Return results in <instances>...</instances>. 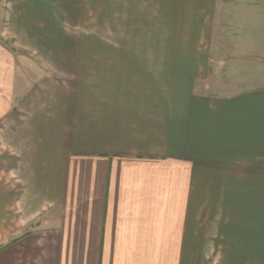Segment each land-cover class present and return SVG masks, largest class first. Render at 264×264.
I'll use <instances>...</instances> for the list:
<instances>
[{
	"label": "crops",
	"instance_id": "0c3cea01",
	"mask_svg": "<svg viewBox=\"0 0 264 264\" xmlns=\"http://www.w3.org/2000/svg\"><path fill=\"white\" fill-rule=\"evenodd\" d=\"M183 11L176 44L2 74L0 112L30 119L7 162L22 188L0 194V264H200L201 182L264 179V0ZM211 45L248 58L204 62ZM247 213L259 228L264 206ZM249 246L264 260V239Z\"/></svg>",
	"mask_w": 264,
	"mask_h": 264
},
{
	"label": "rangeland",
	"instance_id": "374dc122",
	"mask_svg": "<svg viewBox=\"0 0 264 264\" xmlns=\"http://www.w3.org/2000/svg\"><path fill=\"white\" fill-rule=\"evenodd\" d=\"M193 1L0 0V83L2 74L12 77L14 71L34 78L43 75L39 72H45L43 67L49 66V61L67 56L65 50L75 51L69 53L73 56L71 60L96 57L105 60L113 53L103 46L176 44L175 16L179 14L182 22L185 6ZM65 46L76 48L62 49L61 53L53 51ZM87 50L94 52L87 54ZM209 52L208 61L204 62L224 56L231 60L248 58L241 54H223L214 45ZM262 53L264 64V43ZM188 55L184 52V57ZM191 61L201 59L193 57ZM209 67L213 74L227 71ZM216 83L221 86L214 80ZM29 119L30 112H0V194L12 191L13 199L22 182L18 180L16 165L7 162L19 156L16 141L22 139ZM261 193H264V179L260 175H232L230 180L201 182L200 264H264V260H256L255 253L249 250L250 244L264 239V219L258 218L257 228L255 219L248 224L246 214L250 205L264 206V196H250ZM256 230L260 231V237Z\"/></svg>",
	"mask_w": 264,
	"mask_h": 264
}]
</instances>
